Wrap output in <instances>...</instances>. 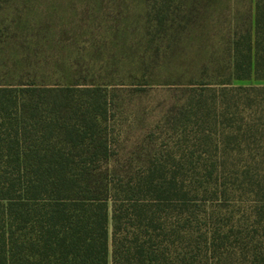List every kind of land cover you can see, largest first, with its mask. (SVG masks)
Masks as SVG:
<instances>
[{"label":"trees","instance_id":"1","mask_svg":"<svg viewBox=\"0 0 264 264\" xmlns=\"http://www.w3.org/2000/svg\"><path fill=\"white\" fill-rule=\"evenodd\" d=\"M251 80L264 0H0V264H264Z\"/></svg>","mask_w":264,"mask_h":264},{"label":"rangeland","instance_id":"2","mask_svg":"<svg viewBox=\"0 0 264 264\" xmlns=\"http://www.w3.org/2000/svg\"><path fill=\"white\" fill-rule=\"evenodd\" d=\"M246 5H249V0H244ZM237 85H243V86H248V85H258V86H263L264 85V81H255V80H251V81H241V82H236ZM162 97H160L159 95H152L151 97H145L141 100L138 101H133V103L131 105H129L128 112L125 113V115L123 116V132L125 134V136L129 137L130 140V144H128V146H131V142L133 143V141L138 138L141 134H143V131L147 128V120L151 119L153 120L157 115H151L154 113H149V111H153L157 106L158 103L161 101ZM130 104V103H128ZM147 107L149 110L147 113L143 112V109ZM132 110V111H131ZM131 112V113H129ZM130 114H132V116H130ZM128 118V120H127ZM125 120L127 122H125ZM110 231H111V225H110Z\"/></svg>","mask_w":264,"mask_h":264}]
</instances>
